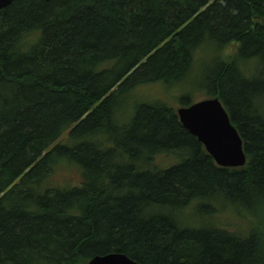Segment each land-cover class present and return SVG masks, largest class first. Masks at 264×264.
<instances>
[{
    "label": "trees",
    "instance_id": "trees-1",
    "mask_svg": "<svg viewBox=\"0 0 264 264\" xmlns=\"http://www.w3.org/2000/svg\"><path fill=\"white\" fill-rule=\"evenodd\" d=\"M207 46L223 58L201 88L243 141L241 169L219 168L161 102L120 121L130 91L185 82ZM72 167L79 185L47 184ZM214 201L251 216L247 237L191 228L186 211ZM108 254L264 264V0H17L0 12V264Z\"/></svg>",
    "mask_w": 264,
    "mask_h": 264
},
{
    "label": "rangeland",
    "instance_id": "rangeland-1",
    "mask_svg": "<svg viewBox=\"0 0 264 264\" xmlns=\"http://www.w3.org/2000/svg\"><path fill=\"white\" fill-rule=\"evenodd\" d=\"M235 50L236 46L231 45L224 52L227 56H229L233 55ZM217 58H223L221 53L217 54L213 47L211 48L207 46L204 51L203 49H200L196 53L192 76H190L185 82L183 81L178 85L176 84L171 86L157 83L133 89L122 99L123 103H125L124 108L129 111L128 113L125 112L122 115L123 119L120 121L123 123L128 120L130 121L137 107L142 104L161 102L176 111L182 107L180 103L181 100L186 99L190 103L194 104L209 99L207 96L208 94L201 88V86L205 87L209 85L207 83V77L205 76V70ZM125 114H127L126 117H124ZM63 140L64 137L61 139V142H63ZM171 161V158L158 156L156 160H154V163L161 168H165L173 164V161ZM80 181V172L76 167L64 169L57 168L47 184L51 187H71L79 185ZM206 205L212 206L211 209H215L217 211L216 216L214 219H207L208 215L206 213H208L207 211L209 210V206L204 209L199 208L200 213L194 212L193 210H187L186 212L189 214H187L186 219L188 224L192 226L191 228L201 229L215 227L229 232L235 231L243 235L247 234L245 235L247 237L250 233V228L256 224L255 221L252 222V218L249 214L245 212L240 214L239 212L243 210L233 208L226 205L222 201L204 203V206ZM199 214H201L202 217H200ZM241 215L243 217H241Z\"/></svg>",
    "mask_w": 264,
    "mask_h": 264
},
{
    "label": "water",
    "instance_id": "water-1",
    "mask_svg": "<svg viewBox=\"0 0 264 264\" xmlns=\"http://www.w3.org/2000/svg\"><path fill=\"white\" fill-rule=\"evenodd\" d=\"M15 1L17 0H0V12ZM176 115L183 129L196 138L219 168L241 169L246 166L243 141L218 98L180 107L176 110ZM87 264L137 263L122 254H108L96 256Z\"/></svg>",
    "mask_w": 264,
    "mask_h": 264
}]
</instances>
